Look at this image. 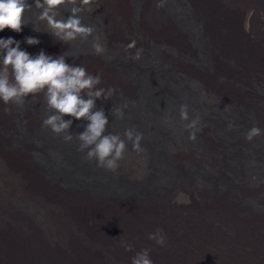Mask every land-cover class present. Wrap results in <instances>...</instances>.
<instances>
[{
  "label": "bare ground",
  "instance_id": "1",
  "mask_svg": "<svg viewBox=\"0 0 264 264\" xmlns=\"http://www.w3.org/2000/svg\"><path fill=\"white\" fill-rule=\"evenodd\" d=\"M150 1L156 3L155 8L149 7ZM28 2L32 8L25 13L23 31H15L16 37L26 41V37L38 38L49 31L44 47L59 56L67 43L51 33L47 21L39 19L42 9L34 0ZM163 2L141 0L145 27L170 48L195 59L183 24L164 9ZM185 2L193 19L203 22L218 47L215 52L214 47L208 48L212 64L207 67L191 65L187 70L180 60L174 61L170 68L176 74L165 69L160 56L132 69L122 68L113 77L108 61L119 63L117 58L126 59V53L123 46L112 44L115 35L104 33L103 19L122 27L128 15L127 0H94L91 11L85 7L80 13L82 23L94 32L86 40L77 38L66 61L86 67L90 74L106 73L101 84L113 87L125 79L140 89L137 99L118 88L115 97L96 99L93 111L103 109L109 119L105 134H119L127 145L115 171L98 166L96 159H87L89 149H80L78 134L90 123L84 119L65 116L73 120L71 141L65 140L67 133L57 134L49 126L45 133L28 136L17 147L10 145L12 108L0 100V264H132V257L143 249H149L153 264H264V161L260 159L264 157V137L251 150L256 158L244 159L247 175L255 172L260 176L255 186L262 195L241 174V163L224 164L209 157L211 148L203 138L205 131L223 130V121L246 117L235 113L234 104L249 106L253 94L247 88L238 91L244 80L227 73L223 51L230 54L226 59L235 62L243 76L252 71L264 75V0H178L175 13L186 24ZM70 8L60 6L57 19H66ZM252 19H259L260 32L245 30V22ZM12 31L6 28L0 37ZM97 38L105 46L103 54L93 48ZM33 46L26 43L22 48L35 56L41 45L30 49ZM245 61L246 68L242 66ZM29 97L45 101L44 107L54 114L44 93ZM182 105L188 106L187 120L181 118ZM117 107L123 109L122 117L115 112ZM254 111L258 118L254 125L264 132V106ZM18 115L24 132L34 134L39 120L32 110L24 107ZM197 118L196 128L189 129L187 125ZM227 127V134L235 133L240 125L230 121ZM128 129L143 133L140 143L144 151L134 150L133 142L124 135ZM193 131L195 140L190 139ZM40 140H44L42 147L35 144ZM238 146L221 145L215 151L244 157L248 151L242 155ZM25 147L27 151L20 149ZM180 192L192 203H177ZM158 228L166 237L164 245L149 239V233ZM124 241L134 244V249L126 251Z\"/></svg>",
  "mask_w": 264,
  "mask_h": 264
},
{
  "label": "clouds",
  "instance_id": "2",
  "mask_svg": "<svg viewBox=\"0 0 264 264\" xmlns=\"http://www.w3.org/2000/svg\"><path fill=\"white\" fill-rule=\"evenodd\" d=\"M34 3L37 8L42 9L39 19L47 21L51 33L58 40L64 43L76 40L78 37L86 40L93 34V27L82 23L80 13L85 7L91 11L90 6L94 0H34ZM62 5H71L70 15L66 19H57L60 15L58 9ZM31 8L32 4L28 0H0V31L10 28L22 32L25 13ZM25 39L29 45L40 43L36 37L29 36ZM20 45L21 42L13 37L0 38V100L5 104L15 103L23 106L30 95L44 93L47 106L54 110V114L48 116L43 123L45 126H50L57 134L67 133L64 137L66 141L73 139L69 131L73 120L65 119V116L90 121L85 126V130L78 134L77 138L81 141L80 149L82 151L89 149L87 159H96L98 166L115 171L119 167L118 161L124 156L126 142L119 134H105L109 123L107 115L103 109L93 111L96 108V99L112 97L115 89L97 88V85L101 84V75L90 74L84 66L69 64L65 55L53 57L42 50L33 56L28 51L22 50ZM126 47L135 48L136 41L133 40ZM93 48L97 54H103L106 50L99 42V38L93 43ZM142 53L143 49H138L135 59H140ZM187 108V105L181 106V118L184 120L189 118ZM115 112L123 116L122 108L117 107ZM198 122L199 118L194 119L187 127L194 129ZM124 135L133 142L135 151H144L140 143L143 133L128 129ZM260 135H264L261 128L253 126L246 134V139L252 140ZM190 139H196L194 131ZM176 202L191 204L192 200L185 193L180 192ZM149 239L164 245L166 237L163 230L158 228L155 232L149 233ZM123 246L126 251L134 249V244L127 241L123 242ZM132 264H153L149 249L138 251L132 257Z\"/></svg>",
  "mask_w": 264,
  "mask_h": 264
},
{
  "label": "rangeland",
  "instance_id": "3",
  "mask_svg": "<svg viewBox=\"0 0 264 264\" xmlns=\"http://www.w3.org/2000/svg\"><path fill=\"white\" fill-rule=\"evenodd\" d=\"M186 1V0H185ZM128 4H127V9H128V15L126 18L123 19L122 23L123 26L121 27L119 24L114 23L113 25L109 24L108 19L106 18V21L103 19V25L106 28L105 32L107 35H115V40H113L114 42H112L113 45L115 46H123L125 48V53H126V59L125 58H120L118 57L117 59L121 60V62L119 63H114V62H109L108 64L110 65L109 67L111 68V75L114 77H116V75H118L122 70L125 69H132L134 67H138L141 63H147L153 60L152 59H160L161 56V64H163L165 66V69H167L170 73H175L170 67L171 64L174 61H178L180 60L182 62V64H184L187 70H190L191 65H194L198 68H203V67H207L209 65H211L212 63V57L211 55L208 53V48L214 47V52H215V48L218 47V42L213 41L210 39V37L208 36V32L206 30V27L204 28V26L202 25L203 22H196L192 15V11H191V7L188 4V2L184 4V6L186 7V11H187V23L185 24L183 22V20L181 18H179V14L176 15L177 13H175V10L177 8H179L178 6V0H164L163 2V7L164 9L169 12L177 21H179L180 24H183V28L186 30L187 32V36H188V42L191 45V48L194 49L195 54H196V58L193 59L192 57H189L188 55L186 56V54L178 52L176 50H174L173 47H169V45L163 41L158 39L157 37L151 35L147 28L145 27V22L143 20H145L144 18L140 17V10H141V0H127ZM149 7L150 8H155L156 7V3L154 1H150L149 3ZM104 17L103 11H101L100 16L101 18ZM258 18L261 20L262 15L258 14L257 15ZM140 18V19H139ZM90 22L91 19L87 18ZM250 20L249 23L245 22V30L248 33H257L261 31V28H259L258 26V20ZM92 20L94 21L95 18H92ZM140 20V23L138 22ZM34 28L35 25H34ZM31 29L32 31H34L35 29ZM152 28V34L155 33V30L153 27ZM251 28V29H250ZM254 29V31H253ZM257 29V30H256ZM31 32V31H29ZM2 33V32H1ZM0 33V34H1ZM119 33H122L120 35H118ZM5 34V35H4ZM4 37L3 38H8V37H13L16 40L21 42V49L24 50L22 47L27 43L26 41H21L19 40L16 35H15V31H12L10 33H4ZM157 35V34H156ZM2 38V37H0ZM38 39L40 40L39 44L36 45H41V51L43 50L46 54L51 55L53 57V54H51L50 52H48L45 47H44V43L46 41H48L50 39V32L48 31L47 35H43L41 37H38ZM133 40L136 41V47L133 49H129L132 52H128L127 50V45L129 43H131ZM122 41H125L124 44ZM126 44V45H125ZM33 46L30 47V49H37V46ZM77 46V39L70 41V43H67L65 46H61V50H60V55H67L70 54L71 52L73 53L74 49ZM143 49V53L140 57V59H135V54L136 51L138 49ZM169 50V51H168ZM186 50V49H185ZM145 52V54H144ZM226 53V52H225ZM223 55L225 56L223 59V63L225 66H227L225 69L228 71L227 73L231 75H235L236 77L243 79L244 80V84L243 86L241 84L238 85V91H242L244 90V88L249 91V93L253 94L252 99L250 100V105L247 106V104H234L237 106V108L234 110L235 113L241 114V115H245L246 117H244L245 119L243 121H238L235 119H229V121H223V130L221 131H217L214 132L213 134L210 132L205 131V134L203 137L204 140L208 142L210 148V151L207 152V154L209 155V157L213 158L214 160L220 162V163H224V164H231V161H238L239 163H241L242 165V169H241V174L245 177V178H249L248 180L252 183V186H255V181L258 180V178H260L259 175H257V173L255 174V172H252L251 175H247L246 170L244 169V164H245V157L246 159H250L253 161V159H255V155L254 153L251 151L252 148L257 147V143L258 140L262 139L264 137V135H260V136H256L254 137L252 140H247L246 139V134L248 133V131L255 126L254 123L255 121L258 119L255 117L256 112L254 110H256L259 107L264 106V75L261 74L260 72L256 71H252L251 73L248 74H241L242 71L241 69L235 64V62L230 61L229 58L226 59V55L230 56V54L227 52L226 54H224L223 51ZM215 58L217 56H214ZM75 58L70 59V63L74 60ZM119 64V65H118ZM244 68L247 67L246 61L245 64L242 65ZM232 71V72H231ZM234 71V73H233ZM148 72H152V71H148ZM99 74V73H97ZM176 74V73H175ZM101 78L103 77V79L107 78L108 75L104 72H102ZM110 75V76H111ZM234 77V76H233ZM234 79V78H233ZM235 80V79H234ZM109 81V80H108ZM116 81V79H115ZM190 81H193L192 79H190ZM236 82H238L237 80H235ZM194 82V81H193ZM99 87H104V88H109L108 85H106V83H102L100 85H97V88ZM116 87V88H115ZM115 89V92L113 94L112 97H115L117 95V91L118 89H121L122 91H124L126 93L127 96L130 97H135L137 99L138 96H140V94H138L140 92V89H136L134 88L132 85H130V83H128V81H126L125 79H121L118 80L116 82V85L111 87ZM118 88V89H117ZM212 92H215L214 90ZM219 94H221L220 91H217ZM112 97L108 98L111 99ZM87 98V97H85ZM103 100H105L103 97H101ZM106 99V100H108ZM45 102V101H44ZM44 102H39L38 100H35V98H31L28 97L25 100V103L23 106H19L16 105L15 103L9 104L10 107L12 108V113H11V118H10V122H11V130L9 131L8 134V142L10 145L12 146H19L21 141H26V138L28 136H35L36 134H43L45 133V131H47L49 126H45L43 121L50 116L49 111L44 107ZM27 107L29 109L32 110V112L36 115L37 119L39 120V127H37V129L35 130L34 134H28L27 132H24L23 126H22V120L20 118V116L18 115V113H20V111L24 108ZM227 110V109H226ZM264 120V119H263ZM230 121H233L235 123H237L238 125H240V128H237L235 131V133H230V131L227 134V130H228V123ZM209 131V130H208ZM233 132V131H232ZM263 132V131H262ZM42 140V139H41ZM38 141L35 144L39 145V146H43L44 144V140L43 141ZM226 140V143H225ZM206 143V142H205ZM235 143L236 145L239 144L238 148L240 151V153L243 155L244 152L242 153V151H248L244 154V157H240V156H236L234 153L228 152V151H215L217 147H224V146H228L229 144H233ZM238 143V144H237ZM244 144L249 145V147L251 146V149H247L245 150L244 148ZM214 147V148H212ZM22 151H27V147L25 148H20ZM34 151V150H31ZM261 154L263 153L262 151L260 152ZM233 157H232V156ZM39 157V156H38ZM37 159H40L38 158ZM262 160V162L264 161V157L260 158ZM40 161V160H39ZM224 161V162H223ZM250 169V168H248ZM251 170V169H250ZM225 176H229V170L225 169L223 170ZM256 188V194H260L262 191L259 187L255 186ZM262 195V193H261ZM259 199V198H258Z\"/></svg>",
  "mask_w": 264,
  "mask_h": 264
}]
</instances>
